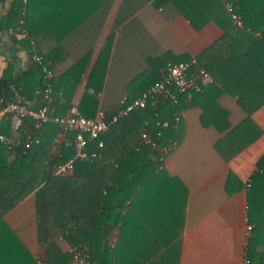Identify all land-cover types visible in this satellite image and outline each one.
<instances>
[{"label":"crops","instance_id":"obj_1","mask_svg":"<svg viewBox=\"0 0 264 264\" xmlns=\"http://www.w3.org/2000/svg\"><path fill=\"white\" fill-rule=\"evenodd\" d=\"M12 1L0 0V79L21 78L34 65L33 39L52 69L57 114L66 113L58 103L80 112L86 94L98 100L93 114L116 111L121 98L137 97L159 78L167 60L195 57L204 66L210 80L190 96L178 95L180 119L170 133L176 143L127 214L125 257L140 264H245V182L264 158L260 33L235 23L224 31L210 8L188 3L202 23L195 27L171 2L154 0H26L31 7L21 32L6 17ZM257 12L264 19V0ZM16 88L31 107L41 104L36 89L27 85L25 95L21 84ZM3 218L33 257L42 254L34 194Z\"/></svg>","mask_w":264,"mask_h":264},{"label":"trees","instance_id":"obj_2","mask_svg":"<svg viewBox=\"0 0 264 264\" xmlns=\"http://www.w3.org/2000/svg\"><path fill=\"white\" fill-rule=\"evenodd\" d=\"M227 1L233 3L234 12L240 16L242 27L249 31H258L264 38V19L257 12L260 0ZM164 2H171L195 27L202 23H199L196 15L189 12L188 3L191 7L196 6L201 10L210 8V18L224 31L234 24L222 0L153 1L155 5ZM29 7V2L24 4L22 0H13L6 16L11 21L9 25H17L23 17L22 27L26 29ZM23 8L25 11L22 16ZM248 11L250 13H247ZM157 79L159 78H155ZM42 82L38 66L32 65L21 78L0 79V89L9 93L10 85L16 87L21 84L22 92L26 95L27 85L33 93ZM56 91L53 86L50 103L52 115L60 114H57L54 108V99L58 98ZM28 96L32 98V95ZM180 96H177L175 101L158 98L154 110L148 104L121 117L101 135L104 145L98 150L97 157L76 160L72 173L68 175H57L53 171L56 164L65 162L73 155V147L65 146L63 142L59 143V149L55 150L53 139L59 132L55 123H46L40 141L25 150L23 143L25 132L31 130L30 121L26 119L24 125L16 132L11 129L8 120L2 123L0 131L13 137L14 144L10 156L0 148V264L38 263L37 258L33 257L3 218L29 194H34L36 236L38 244L42 247L44 264L70 262L72 254L62 248V242L69 247L77 244L87 246L91 264H140L138 258L126 260L128 248L124 224L127 214L133 209L135 198L140 193V187L154 178L159 167L156 160L157 149L141 144L140 132L143 128L151 134L160 130V144H167L172 140L170 133L173 124L162 128L156 125V121L171 120L178 114L180 108L177 101ZM39 99L41 100L40 96ZM83 100L90 102L87 106L91 108L90 111L84 110L83 103L86 101ZM83 100L79 106L80 113L89 118L94 117L93 111L98 105V100L87 94ZM60 104L56 107L62 109L63 113L67 112L69 106L64 108V105ZM113 113L115 111H104L106 118ZM145 121L148 122L147 126L144 125ZM67 136L71 137L72 134ZM128 200L130 205L126 206ZM247 204L254 229L246 242L245 257L250 264H264V250L260 249V246H264V158L259 160L256 171L250 177ZM114 228H117L116 234ZM113 236L115 243L111 246L110 240Z\"/></svg>","mask_w":264,"mask_h":264},{"label":"built area","instance_id":"obj_3","mask_svg":"<svg viewBox=\"0 0 264 264\" xmlns=\"http://www.w3.org/2000/svg\"><path fill=\"white\" fill-rule=\"evenodd\" d=\"M26 3V0H23ZM225 7L230 12L234 23L241 25V19L234 12V5L230 1H226ZM24 8L21 12L24 15ZM23 17L19 20V29L22 32L21 25ZM31 61L38 66L42 85L35 90L36 94L41 98V104L31 107L29 100L21 94L14 85H10L9 93L0 89V126L6 120L9 121L11 129L15 132L24 125L26 119L30 121L31 130L25 132L24 150L28 149L33 143H38L43 134L45 124L53 122L59 127L58 134L54 137V142L61 143L65 146L73 147V155L65 162L58 163L54 166L56 174H66L73 170L76 160L94 159L98 155L104 143L100 138L114 123L121 117L126 116L131 111L144 108L148 104L155 109L158 98H168L175 101L177 96L185 94L190 96L195 91L202 89V83L210 80L207 70L202 66L195 57L187 60L165 62L164 70L159 79L151 83L137 97L128 100L126 97L121 98L120 105L109 118H106L104 112L100 109L96 111L94 117L89 118L82 115L77 106H71L63 115L50 114V103L52 101V69L44 55L39 51L35 41L30 39ZM179 115L176 114L171 120L156 121V125L167 128L171 124L179 121ZM147 126L148 122L145 121ZM69 133L71 137L67 136ZM161 131L155 134L149 133L145 128L140 132V143L149 145L157 149L156 160L159 162V168L163 167L165 156L172 150L175 140H170L167 144H160L159 138ZM14 139L8 134L0 131V148L10 153L13 150ZM250 185V178L245 182V187ZM245 236L246 241L251 237L254 228V222L249 217V207L246 202L245 206ZM124 210H122V213ZM115 243V236L110 240V245ZM68 251L72 254V258L68 264H91L89 259V249L87 246L77 244L68 247ZM38 263L44 264L42 254L36 256ZM245 264H249V260L245 259Z\"/></svg>","mask_w":264,"mask_h":264}]
</instances>
